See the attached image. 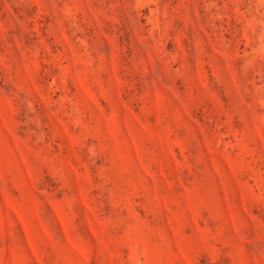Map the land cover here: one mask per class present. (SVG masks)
<instances>
[{"label":"rangeland","instance_id":"rangeland-1","mask_svg":"<svg viewBox=\"0 0 264 264\" xmlns=\"http://www.w3.org/2000/svg\"><path fill=\"white\" fill-rule=\"evenodd\" d=\"M0 264H264V0H0Z\"/></svg>","mask_w":264,"mask_h":264}]
</instances>
